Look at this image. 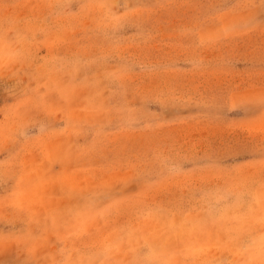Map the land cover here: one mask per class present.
I'll list each match as a JSON object with an SVG mask.
<instances>
[{
	"label": "rangeland",
	"instance_id": "1",
	"mask_svg": "<svg viewBox=\"0 0 264 264\" xmlns=\"http://www.w3.org/2000/svg\"><path fill=\"white\" fill-rule=\"evenodd\" d=\"M0 264H264V0H0Z\"/></svg>",
	"mask_w": 264,
	"mask_h": 264
}]
</instances>
